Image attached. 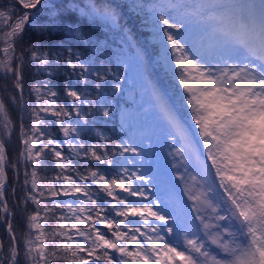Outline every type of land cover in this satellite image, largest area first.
I'll return each mask as SVG.
<instances>
[{
    "label": "snow or ice",
    "instance_id": "6c2138e0",
    "mask_svg": "<svg viewBox=\"0 0 264 264\" xmlns=\"http://www.w3.org/2000/svg\"><path fill=\"white\" fill-rule=\"evenodd\" d=\"M0 264H264V0H0Z\"/></svg>",
    "mask_w": 264,
    "mask_h": 264
},
{
    "label": "trees",
    "instance_id": "16d2710c",
    "mask_svg": "<svg viewBox=\"0 0 264 264\" xmlns=\"http://www.w3.org/2000/svg\"><path fill=\"white\" fill-rule=\"evenodd\" d=\"M108 127L113 129L115 132H117V134L122 135V133L120 132V130L118 128V121L116 122L115 125H109Z\"/></svg>",
    "mask_w": 264,
    "mask_h": 264
},
{
    "label": "rangeland",
    "instance_id": "374dc122",
    "mask_svg": "<svg viewBox=\"0 0 264 264\" xmlns=\"http://www.w3.org/2000/svg\"><path fill=\"white\" fill-rule=\"evenodd\" d=\"M140 31H142V32H147V29H140ZM168 151V149H165V153ZM170 159V158H169Z\"/></svg>",
    "mask_w": 264,
    "mask_h": 264
}]
</instances>
